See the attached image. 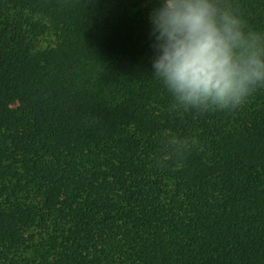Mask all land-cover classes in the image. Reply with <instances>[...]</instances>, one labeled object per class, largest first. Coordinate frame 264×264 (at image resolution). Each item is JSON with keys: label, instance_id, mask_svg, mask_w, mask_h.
<instances>
[{"label": "trees", "instance_id": "obj_1", "mask_svg": "<svg viewBox=\"0 0 264 264\" xmlns=\"http://www.w3.org/2000/svg\"><path fill=\"white\" fill-rule=\"evenodd\" d=\"M227 3L264 34V0ZM156 6L0 0V264H264V88L176 104Z\"/></svg>", "mask_w": 264, "mask_h": 264}, {"label": "clouds", "instance_id": "obj_2", "mask_svg": "<svg viewBox=\"0 0 264 264\" xmlns=\"http://www.w3.org/2000/svg\"><path fill=\"white\" fill-rule=\"evenodd\" d=\"M150 21L152 78L185 110L235 109L264 88V34L227 0H157Z\"/></svg>", "mask_w": 264, "mask_h": 264}]
</instances>
